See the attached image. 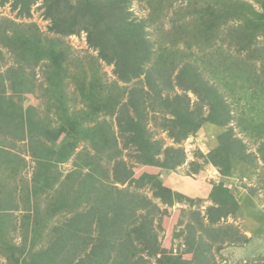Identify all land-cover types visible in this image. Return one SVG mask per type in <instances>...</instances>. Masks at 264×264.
<instances>
[{
    "label": "trees",
    "instance_id": "16d2710c",
    "mask_svg": "<svg viewBox=\"0 0 264 264\" xmlns=\"http://www.w3.org/2000/svg\"><path fill=\"white\" fill-rule=\"evenodd\" d=\"M36 1L0 0V6L11 4V10L16 11L15 16L21 20L30 17V8ZM126 1L41 0L39 6L49 23L48 32L55 36L50 38L44 37L34 23L0 20V44L10 51L14 63L0 72V163L6 156L4 146L26 143L25 152L46 172L43 179L48 181L50 175L57 182L59 174L53 170L70 159L75 146L83 141L80 137L89 140L99 154L84 162L90 163L89 171L79 182L77 194L72 187L65 188L64 192L69 197L77 196L78 205L85 202L86 210L53 226L45 247L35 251L29 261L26 260L29 263L23 264H148L149 259L155 264H216L211 250L220 253L224 247L249 243L239 228L222 224L227 219L243 216L245 206L251 220L254 212L263 221L257 224L256 231L264 233V218L259 216L256 202L247 196L240 204L220 180L211 186L208 194L211 205L204 214L189 213L187 223L177 235L182 237L184 249L174 255L162 247L156 234V230H162L161 222L168 216L167 209H160L152 200H158L167 208L184 201L189 205L193 202L164 186L158 176L160 173L148 171L173 172L183 165L184 152L178 145L204 125L221 130L205 162L211 164L222 179L233 176L236 163L250 165L253 171L257 166L256 156L247 152V146L238 136L243 135L253 144L260 142L257 154L264 163V125L257 116L264 111V57L252 46L258 35L264 37V0H256L263 9L261 13L239 0H213L207 6L199 9L197 6L193 9L194 17L180 8L169 21L173 30L171 42L182 44L184 52L167 53L160 45L157 52L151 49L144 32L147 21L127 20L131 13L126 12ZM173 1L150 0L149 3L155 4L159 12L163 5L171 6ZM178 1L181 0H175ZM189 17L192 22L188 21ZM150 20L155 21L152 17ZM234 21L239 25L230 29L227 41L217 35L211 42V33L216 28ZM81 33L86 35L88 48L97 52L98 60L113 66L121 82L143 77L127 91L123 103H118L117 96L100 104L101 97L89 90L82 96L95 103L88 112L73 113L66 107L71 104L64 85L69 48L62 39L78 37ZM194 40L199 41L194 45H201L197 52L191 49ZM224 42L227 45L223 48L221 43ZM205 48L208 50L203 51ZM255 59H259V65ZM40 65L51 87L46 107L55 103L61 114L57 115L60 122L55 129L51 125L57 117H39L33 108H22L23 94H32L34 70ZM175 89L181 93L177 94ZM188 94L196 101L191 102ZM103 104L107 108L114 104L119 107L114 116L119 142L105 119L95 123L92 129L81 126L80 116L98 112ZM233 105L239 109L234 110ZM151 121L172 141V146L164 147L163 141L155 138L148 127ZM129 150L135 151L130 158L143 167L142 170L147 169L137 177L135 167L123 159L124 152ZM106 165L110 166L108 170ZM196 167L191 171L196 172ZM129 187L133 191L129 192ZM144 189L150 192V198L142 193ZM31 195L36 197L35 189L31 190ZM92 195L95 198H90ZM11 197L10 191L6 199L0 201L3 215L7 213L4 210L12 214V208H17ZM60 201L65 205L70 198ZM30 202L34 204L37 200ZM96 203L104 208L97 209ZM29 217L36 227L40 226L37 212ZM2 220L0 218V230L5 225ZM29 234L32 240L35 229L31 227Z\"/></svg>",
    "mask_w": 264,
    "mask_h": 264
},
{
    "label": "rangeland",
    "instance_id": "374dc122",
    "mask_svg": "<svg viewBox=\"0 0 264 264\" xmlns=\"http://www.w3.org/2000/svg\"><path fill=\"white\" fill-rule=\"evenodd\" d=\"M149 1L150 0L126 1L124 3L126 12L131 13L127 20L134 19V22L147 21L144 32L146 33L145 38L152 45L151 49L157 52L156 48L160 45L164 47L166 53L173 50L184 52L182 44L176 45L173 41V43L171 42L173 30L171 29L172 26L169 19L176 16L174 13L182 8L184 9L183 12L186 13L188 11L192 16L195 14L194 8L199 6L197 7L199 9L213 2V0H181L180 2H175L174 0L171 6L167 4L163 5L164 9L161 8V10L157 12L156 5L153 3V5L150 4ZM239 1L250 5L257 13L263 11L261 5L256 0ZM40 2L41 0H37L36 3L31 6L30 17L28 19L21 20L15 16L16 11L13 12L11 10V4L6 3L4 6H0V20L16 23H34L44 37H55L52 33L48 32L49 23L43 17V10L39 6ZM151 17L155 19L154 22L150 20ZM189 18L188 21L192 22L193 19L191 17ZM236 25H239L237 21L229 22V25H220V27L216 28L211 33V35H213L211 42H213L214 37L217 35H221V39L227 41L229 39L228 34L230 33V29L233 30V28L237 27ZM231 39L236 41L235 37ZM62 41L69 48L68 61H66L64 66L67 69L68 76L65 78L64 85L65 91H67L66 95H69L68 97L71 99V104L66 107L73 113H77L78 111L88 112L89 107H94L95 103L82 98L83 94L88 93L89 90H94L96 93L94 95H96V97H101V100H99L100 104L106 102L108 98H116L117 96L120 98L118 103H123L126 100L127 91L134 86L136 82L143 79V77L140 76L132 79L128 83L121 82L115 76L113 66H107L102 61L98 60L97 52L88 48L86 44V35L84 33H81L78 37L70 36L63 38ZM197 42L199 41H192V51L196 50L197 52L198 47L201 46L199 44L194 45ZM221 45H223L224 48L227 43L224 42L221 43ZM252 46L260 50V53H262L261 56L264 57V37H262L261 34L257 36ZM207 50L208 48H205L203 51ZM0 53V57L2 56V60H0V72H3L14 65V63L10 51L1 44ZM233 54H235V52H233ZM255 62L259 65V59H255ZM34 73L35 88L33 92H31L32 94H23L22 108H33L39 117L51 116L56 118L57 115H61L57 112V105L54 103L46 107L51 87H49L43 77V66H37ZM175 91L177 94L181 93L177 89H175ZM170 95L173 96V93L171 92ZM50 96H52V94ZM188 97H190L191 102L196 101L195 97L191 94H188ZM228 102H230V100H228ZM118 108L116 104L108 108L103 104L98 112L92 115L86 113L87 116L84 114L81 115L80 117H82V120L79 119L81 126L85 127V129H92L95 123L105 119L112 127L119 142L121 139L116 133L117 127L114 121V116ZM233 108L235 110L238 107L233 105ZM257 116H260V123L264 125V111L257 114ZM93 118L96 119L93 120ZM59 122V118L57 117V120L52 123L51 127L53 129L57 128ZM83 127L82 129H84ZM148 127L150 131L155 134L156 139H161L163 141L164 147L172 146V141L155 125L154 121L149 122ZM220 131L219 128L204 125L194 135L188 137L178 145L184 152V163L173 172H164V170L159 171L156 169L148 170L153 174L160 173L158 176H160L164 186L184 194L185 197L193 202L192 205H189L187 203L188 201H184L183 203L175 204L173 207L167 208L161 205L158 200H152L160 209H167L168 216L164 217L161 222L162 230H156V234L162 247L170 250L174 255L184 249L183 239L182 237L178 238L177 235H179V232H181V229H183L187 223L189 213L199 212L201 216L204 214L205 209L211 205L208 200L211 186L218 183L220 180L224 182L225 187L240 204H243L242 199L250 196L258 205L259 216L264 218V163L257 154L260 142L253 144L249 139L244 138L243 135L238 136L247 146V152L256 156L257 166L253 171V167H250V165H239L236 163L233 165V176L224 180L219 176V172L212 167L211 164L205 162V157H207L211 149L215 146L216 134ZM80 138L83 141H79L75 146L73 155L70 159L59 165L56 170H53L57 171L56 173L59 174V180L57 182H54L50 175L48 181L43 179L46 172L38 168L39 166L36 164L38 163L37 160L33 159L29 152H25L26 147L28 148V144L23 143V146L22 143H18L14 147L4 146L3 149L6 151V156L3 157L0 163V201H4L7 194L11 191V198L17 208H12V214H10L9 210H4L7 211L5 215H3V211L0 209V218L3 219L2 221L5 224L4 228L0 230V264L29 263V257L35 251L44 248L45 244L48 243V233L53 226L59 225L64 219L66 220L67 217H71L77 212L86 210L87 204L84 202L78 205L77 196L69 197L70 195L67 196L64 194L65 188L69 190V187H72V190L77 194L76 189L79 187V182L84 180L85 173L89 171L90 163L84 164V162H86L88 157L91 158V160L95 159V157H99V154L93 150L90 141L84 140L83 137ZM60 140L61 138L58 139L57 143H60ZM131 155H135V151L129 150L126 154L124 152L123 159L127 161L129 165L135 167L134 175L137 177L147 169L142 170L143 167L135 163V161L130 158ZM102 163H104V160H102ZM102 165L104 166V164ZM109 167L106 165V170H108ZM192 167H196L197 171L192 172ZM101 181H103V179H101ZM106 183H108V180H106ZM120 188L123 187L121 186ZM33 189L36 191V197L34 198L31 195V190ZM128 191L131 192L133 189L129 187ZM142 193L146 195L147 198L151 197L148 190L144 189ZM63 198L67 200L70 198V201L64 205L63 202L60 201ZM90 198H95V196L92 195ZM96 199L99 200V195ZM31 200H37V203L31 204ZM94 206L97 209L104 208L99 203H96ZM36 212L41 221L38 227L32 222L33 219L29 217L31 215L34 216ZM250 213L251 210H249V214ZM253 218V220L250 219L245 206L243 209V216L230 218L222 223L223 225L230 224L239 228L246 238L249 239V243L236 247H224L220 253L211 250L216 264H264V233L259 234V232L256 231L257 224L263 221L257 217L254 212ZM203 223L206 224L205 219H203ZM31 227L36 231L32 240H30L31 234H29V229ZM94 235L96 236V234ZM184 258L189 259V256H184ZM27 259L28 261H26ZM148 264H155V262L153 259H149Z\"/></svg>",
    "mask_w": 264,
    "mask_h": 264
}]
</instances>
